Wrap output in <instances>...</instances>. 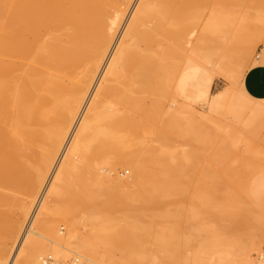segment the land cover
<instances>
[{
  "label": "bare ground",
  "instance_id": "bare-ground-1",
  "mask_svg": "<svg viewBox=\"0 0 264 264\" xmlns=\"http://www.w3.org/2000/svg\"><path fill=\"white\" fill-rule=\"evenodd\" d=\"M130 1L132 0H0V188L8 189L12 186L27 188V197L19 205V216L11 219L3 229L0 264L6 262L10 252L9 247L12 246L9 245L18 236L21 225L19 217H24L29 212L33 189L42 185L45 174L50 170L57 152L63 145L66 134L83 105L87 92L92 87L100 65L109 52L107 50L110 44L112 45L114 34ZM200 1L138 0L101 79L112 80L114 83L100 86V93L106 90L112 92L116 101L127 111L117 118V128L121 133L136 132L144 119L152 120L154 117L147 114L146 109L140 105L143 100L141 102L140 97L133 96L131 92L144 94L143 91L146 89L149 92L150 76L158 75L165 70L164 68L163 71L159 70L162 64L157 62L158 52L151 47L161 45V42L156 40L158 32L160 34L161 31L160 36L171 43L170 48L173 44H176V47L180 45L174 43L176 37L181 38L183 34L187 37V42L184 41L186 37L182 36L184 38L182 40L189 47L182 45L181 40L180 50L175 47L178 53L183 51L181 52L183 55L179 54L180 58L182 57L181 61L184 57L182 72L180 77L177 76L178 82L176 81L175 88L179 87L184 95L181 92L180 94L182 97L185 96L184 99L186 98V102H183L184 107L181 106L185 109L182 111L186 113V115L184 113L186 117L191 115L189 108L191 98L185 94V80H190L189 73L193 77L195 72L203 69V74L207 75V82L210 84L213 78L209 68L211 50L218 55L217 68L221 69L219 65L231 50L221 47L213 50L209 45L212 41H224L225 38L220 34L224 28H227L231 34L237 31L239 22L236 9L239 1L216 0L217 3L211 8L216 6L218 10H215L216 7H214L215 12L209 9L213 14L208 13V17L204 18L205 21L203 20L204 22L198 27V32H195L197 36L195 35L194 42L191 40L193 43L191 44L190 39L194 31L186 29L183 33L181 29L186 27L187 24L183 26L184 21L186 23L189 19L186 13L188 14V11L190 13ZM228 4L232 5L233 9L227 17L228 20L222 19L223 14L220 12L219 15L216 11ZM259 17L260 20L264 19L262 14ZM180 32L183 33L181 36ZM209 33H214L218 39L217 37L211 39ZM147 50L149 51L146 54ZM194 51H198L197 55ZM247 51L248 48L244 47L240 51V57L244 58ZM259 62L264 63V53ZM158 70L159 72L156 73ZM161 73L163 77L164 74ZM191 80L193 81L192 78ZM151 87L153 89V86ZM227 90L217 91L218 93L211 95L212 99L209 97L208 100L216 105L220 104L223 102L221 98L229 94ZM198 93L201 94V91ZM141 98L143 99V95ZM90 102L92 103L88 106V114L82 117L75 139L69 147L66 161L55 177V184L60 189L51 192L49 199L40 198L30 219V230L27 232L29 236L26 233L23 235L17 252L11 256L9 264L14 263L18 253L20 258L17 264H41L39 255L35 254L38 251L46 253L50 250L58 256L64 254L62 253L64 249L72 251V248L75 252L89 254L95 264H106L104 260L110 255L108 252L118 254L119 251L122 255L125 253L131 255V251H134V253L138 252L140 257V250L143 249V252L149 246L155 248L154 245L160 247L162 243H166L161 242V237L159 238L157 234L159 228L162 231L164 227L160 220L169 222L170 226H173L170 230L174 231L179 227L182 215L184 216L182 219H191L194 215L193 210H189L187 214L169 212L165 209L154 210L170 189L189 185V168L193 164L191 161L188 163V160L187 163L182 162L183 158L182 161L175 160L173 163L174 154L170 150L172 146L169 145L170 141L166 137V134L173 132V129L162 121L147 122H151L154 127L156 145L144 147L138 154L123 152L108 159L107 164L110 167L120 165L130 169L132 181L128 186L107 175L109 171L106 175L94 176L89 186L81 184L78 189V183L72 184L70 175L78 172L81 166L71 156L80 152L81 141L98 132L103 119L99 100ZM211 104L209 107L216 106ZM188 131L190 132V129L187 128L181 133ZM196 132L204 136L197 142L200 141L205 145L204 147L207 146L206 149H209L210 135L207 131L196 130ZM261 181L264 186V175ZM102 188L107 189V197L96 205L93 199L99 195ZM240 188L241 192L247 194L246 186L241 185ZM229 197V199L208 200L204 204L207 216L211 220L224 221L226 216H233L231 213L237 211L233 212L231 209L235 205L230 204L233 196ZM212 198L210 196L209 199ZM85 200L94 203L92 207L101 212V217L95 219L87 214L86 222L92 229L89 227L91 231L81 237L75 233L73 220L67 216L75 209L81 208ZM231 205L233 206L230 207ZM241 205L237 208L241 209ZM112 212H117L118 217L112 216ZM54 218L66 221L68 228L66 236L57 238L52 236L53 234L50 235ZM231 220L232 218L229 219ZM167 232L163 231V235ZM37 237L51 239L49 241L54 243L52 245L54 247L50 245L49 247L52 248L45 247L40 250ZM164 239L163 241H166ZM167 240L168 244H166L169 245V239ZM258 264H264V251L260 254Z\"/></svg>",
  "mask_w": 264,
  "mask_h": 264
},
{
  "label": "rangeland",
  "instance_id": "rangeland-1",
  "mask_svg": "<svg viewBox=\"0 0 264 264\" xmlns=\"http://www.w3.org/2000/svg\"><path fill=\"white\" fill-rule=\"evenodd\" d=\"M238 1L239 5L237 9L235 8L239 22L237 31L231 34L227 28H224L220 32L221 36L225 38L224 41H212L209 45L213 50L217 47L231 50L227 58L219 65L221 69L217 68L218 55L211 50L209 53L211 54L209 55V68L213 78L210 84L207 82V75L203 74V69L195 72L192 75L193 77L189 73L190 80H185V94L191 98V101H189L190 117H186V113L182 111L185 109L181 108V106L184 107L183 102H186L185 96L182 97L184 94H182L179 87H177L179 90L175 88V83L178 82L176 80L177 76L180 77L179 75L183 68L181 66L184 57L181 61L182 57L180 58L181 55H179L183 51L181 50L178 53L175 49L176 44H173L170 48L169 46L171 45L169 44L171 43L166 42L160 36V31L157 39L156 37L154 39L158 42L160 41L161 45L158 47L152 45L151 47L158 52L157 56L159 57L158 59L156 58L157 56L155 58L162 66L164 64V67L161 66L159 70L163 71L165 69L164 71H167L165 72L166 74L164 71L160 73L167 78L164 75L162 77L158 70L156 71L158 75L150 76L153 89L150 86L149 92L146 89L143 91L144 94L137 91L131 92L133 96L140 97L141 102L143 100L140 105L146 109L147 114L154 116V120L144 119L139 128L136 129V132L121 133L117 128V118L123 116L127 111L121 103L116 101V97L112 92L106 90L107 92L100 93V86L114 83L112 80L104 81L101 79L111 54H113L124 27L138 2V0L130 1L131 3L126 8L118 27L119 30L117 29L114 34L112 45L110 44L109 50H107L109 52L106 53L100 65L92 87L87 92L83 105L80 107L66 134L63 145L57 152L50 170L45 174L42 185L33 189L29 212L24 216L25 218L19 217L20 232L18 231V236L12 244L10 243L9 246H12L9 247L10 252H8L4 264H9L11 256L17 252L16 250L23 235L26 233L29 236L27 232L30 230V219L40 198L49 199L51 192L60 189L55 184V177L64 164L63 162L66 161L69 147L75 139V133L82 117L88 114L87 109L89 104L92 103L90 102L91 100H99L103 110V119L99 125L98 132L92 133L88 138L81 141L80 152L73 153L71 156L81 166L78 172L70 175L73 180L72 184L78 183V189L81 184L89 186L92 184L94 176H99V174L106 175L108 171L107 175L111 176L115 181L122 182L125 186H128L132 181L130 169L120 165H115L114 168L110 167L107 161L119 153L138 154L142 151V148L156 145L154 142V127L150 124L151 122L160 123L162 121L165 125L172 127L173 132L167 133L166 137L170 141L169 145L172 146L170 150L174 154L173 163H175V160L180 161L181 158H183V161H181L184 163H187V160L188 163L190 161L193 163L192 167L189 168V185L170 189L169 193L154 207L155 211L165 209L169 212H179L181 214H187L189 210H193L194 215L191 219L183 218V220L182 217L184 216H181L179 227L174 228V231H172L173 226H170L169 222L165 220L159 221L164 227L162 231L159 228L161 232L157 231L158 237H161V242L166 243L168 242L167 239H169V245L164 243L167 246L165 247L162 243L160 247L158 245H154L155 248L149 246L143 252V249H139L142 252V254L139 252L140 257L137 254L138 252L134 253V251H131L133 253L132 257V253L131 255H128L130 253H125L126 256H124L125 254L122 255L119 251L118 254L113 252L112 254L114 255L108 252L110 255L107 253L108 256L104 255L105 257H115H110V259L107 257L105 259L104 257L106 264L110 262L115 264H258L260 254L264 251V186L261 184V178L264 175V63L259 62L264 53V19H259L261 14L264 17V0ZM214 3H217L216 0H201L190 10V13L189 11L188 14L186 13L189 19L187 18L188 16H184L188 20L186 23L184 21L183 26L187 25L182 27L181 31L183 33V30L186 31V29L187 31H194L190 39L191 44H193L192 41L194 42L197 34L195 32H198V27L205 21L204 18L208 13L212 15L213 11L218 10L216 6H214L216 9L214 7L211 8ZM232 7L229 4L224 5V8L219 9L216 13L220 15L221 12L223 14L222 17L224 16L222 19L226 18L228 20L227 17L230 15ZM219 15L216 14L215 16ZM180 33L177 34L179 35ZM208 35H210L211 39L217 37L214 33H209ZM182 36L181 38L176 37V42L174 43H178L181 46L182 43L179 41L183 42V37H186ZM184 41L187 42V37ZM185 42L182 45L185 44L186 46ZM141 46L143 47V45ZM187 46L189 47V45ZM178 47L176 48L180 50V47ZM244 47H247L248 51L245 57L241 58L240 51ZM148 51H145V53ZM224 89L229 93H225L228 96L225 95L224 97L229 98L228 100L224 97L221 98L223 100V102L220 101L221 105L219 103L216 105L208 100L209 97L212 99L211 95L218 93L217 91L219 90L226 92ZM197 90L198 92L201 91V94L196 92ZM202 93L206 94V96H203ZM142 95L143 99L141 98ZM211 103L216 106L213 107ZM209 104L212 107H209ZM171 110L173 114H171ZM156 116L157 118L155 119ZM148 121L151 122L147 123ZM187 128L190 129V132L182 134L181 131ZM196 130H205L210 135H208L210 137L209 149H206L207 146L204 147L205 145H202L200 141L197 142L204 136L202 137ZM191 139L194 140L191 141ZM187 157L188 159H186ZM241 185L247 187V194L241 192ZM26 189L17 186H12L8 189L0 188V243L4 236L3 229L6 228L11 219L13 220L19 216V205L27 197ZM62 189L65 190L64 188ZM107 194L106 188L100 189L99 195L93 199V202L100 204L106 199ZM230 195L233 196V199L235 198L234 200L231 198L230 204L236 206L234 208L235 206L231 205L230 207L233 206L231 209H233V212L234 210L239 211H235L234 214L230 210L233 216H226L224 221L214 222L211 220L207 216L204 204L208 200L229 199ZM210 196L213 198L209 199ZM85 201L81 208L75 209L67 216L73 220L75 233L81 237L91 231L89 229L91 226L86 222L87 214L94 218L101 217V212L97 208L94 209L92 207L94 203L89 200ZM240 205L242 208H237ZM112 216L118 217V213L112 212ZM231 218L232 220L229 221ZM52 225L50 235L53 234L52 236L57 238L66 236V230L68 229L66 221L54 218ZM170 228L172 229L170 230ZM167 230H170V232L168 231V233ZM163 231L167 233L163 235ZM164 238L166 241H163ZM36 240L39 243L38 247L40 250L45 247H54L52 246L54 243L49 241L51 239L37 237ZM50 245L52 247H49ZM70 250H61L62 253L64 252V256L61 254H59L60 256H55L56 254H53V251L51 253L50 250L46 251V253L38 251L35 254L39 255V260L41 256L50 254L57 264H74L73 260L76 257L78 262L83 264H95L89 254L75 252L73 248L72 251ZM134 256L136 260L133 259ZM127 257H129V260ZM151 257H154V259H151ZM19 258L20 253L17 254L16 260L12 264H17ZM157 258L159 261H157Z\"/></svg>",
  "mask_w": 264,
  "mask_h": 264
},
{
  "label": "built area",
  "instance_id": "built-area-1",
  "mask_svg": "<svg viewBox=\"0 0 264 264\" xmlns=\"http://www.w3.org/2000/svg\"><path fill=\"white\" fill-rule=\"evenodd\" d=\"M41 264H57L55 259L50 254H45L40 258ZM74 264H83L82 262H78V258H74Z\"/></svg>",
  "mask_w": 264,
  "mask_h": 264
}]
</instances>
